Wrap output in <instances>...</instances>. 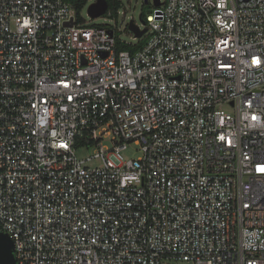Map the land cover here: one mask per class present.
I'll return each instance as SVG.
<instances>
[{
	"label": "built area",
	"instance_id": "built-area-1",
	"mask_svg": "<svg viewBox=\"0 0 264 264\" xmlns=\"http://www.w3.org/2000/svg\"><path fill=\"white\" fill-rule=\"evenodd\" d=\"M77 8L0 0L17 264H264V0H164L135 41Z\"/></svg>",
	"mask_w": 264,
	"mask_h": 264
},
{
	"label": "rangeland",
	"instance_id": "rangeland-1",
	"mask_svg": "<svg viewBox=\"0 0 264 264\" xmlns=\"http://www.w3.org/2000/svg\"><path fill=\"white\" fill-rule=\"evenodd\" d=\"M96 0H88L86 5L80 10L79 14L83 23L87 24H105V23H113L114 20H109V16H105L104 14L99 17H92L88 12V7L91 3ZM120 5L118 8L117 16H114L117 20L119 28L121 30L118 32V36L123 41H135L131 33L128 29V24L133 21L135 24L144 27L143 19L146 20L147 15L152 13L154 9L157 7L155 5L154 0H149L147 3L145 0H119ZM164 1V0H162ZM112 12L115 10H111ZM143 14V18L141 17ZM93 152V148H84L78 149L77 154L80 157H86ZM128 156H137V152L134 149H130L125 152ZM94 165V162L91 163ZM163 264H196L192 261H176L173 259H167L163 262Z\"/></svg>",
	"mask_w": 264,
	"mask_h": 264
},
{
	"label": "water",
	"instance_id": "water-1",
	"mask_svg": "<svg viewBox=\"0 0 264 264\" xmlns=\"http://www.w3.org/2000/svg\"><path fill=\"white\" fill-rule=\"evenodd\" d=\"M149 0H145L147 3ZM156 6L162 4V0H154ZM108 0H96L88 7V12L92 17H99L108 10ZM143 22L145 20L143 19ZM129 28L135 33L137 37H141L147 28L141 29L133 21L129 23ZM15 243L13 238L6 232L0 230V264H17V259L14 254Z\"/></svg>",
	"mask_w": 264,
	"mask_h": 264
},
{
	"label": "trees",
	"instance_id": "trees-1",
	"mask_svg": "<svg viewBox=\"0 0 264 264\" xmlns=\"http://www.w3.org/2000/svg\"><path fill=\"white\" fill-rule=\"evenodd\" d=\"M76 1H77L78 11H80L88 2V0H76ZM108 3H109V10H115L113 12L115 16H117L120 1L119 0H108ZM141 17L143 18V14H141ZM119 48L120 49H131L134 51L136 47H131L130 45L119 43Z\"/></svg>",
	"mask_w": 264,
	"mask_h": 264
},
{
	"label": "snow or ice",
	"instance_id": "snow-or-ice-1",
	"mask_svg": "<svg viewBox=\"0 0 264 264\" xmlns=\"http://www.w3.org/2000/svg\"><path fill=\"white\" fill-rule=\"evenodd\" d=\"M261 171H264V168H262Z\"/></svg>",
	"mask_w": 264,
	"mask_h": 264
}]
</instances>
